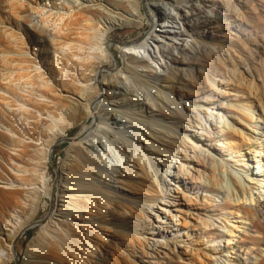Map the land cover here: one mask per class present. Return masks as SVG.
<instances>
[{
    "label": "bare ground",
    "instance_id": "obj_1",
    "mask_svg": "<svg viewBox=\"0 0 264 264\" xmlns=\"http://www.w3.org/2000/svg\"><path fill=\"white\" fill-rule=\"evenodd\" d=\"M241 1L0 0L6 10L0 14V264L13 261L18 238L36 222L41 201L56 190L53 217L32 239L22 264H110L109 254L115 264H129L138 252L148 255L145 248L158 259L203 258L206 251L200 248L176 253L167 241L161 251L142 234L120 229L117 216L144 228L140 220L149 212L120 191L157 199L163 191L158 185L167 177L188 192V199L179 191L174 197L179 207L188 204L192 210L182 215L184 226L190 222L192 230L208 236L216 255L223 231L216 213L220 195L227 204L239 201L235 195L252 192L248 183L254 181L222 170L225 162L216 157L223 150L240 152L231 139L240 130L222 113L209 116L213 102L205 98L207 87L216 84L217 53L212 45L211 54L205 37L215 27L217 9L235 16ZM142 4L150 10L152 26L139 40L114 49L108 39L114 29L145 27ZM181 24L194 31L192 40L183 38ZM115 50L123 60L121 65L116 58V67ZM228 70L225 76L233 81ZM199 112L208 116L207 124ZM86 120L91 122L73 136L54 180L49 167L54 146ZM196 123L203 125L205 149L186 143L189 137L199 139L190 130L199 127ZM165 137L180 139L177 155L165 147L175 148ZM240 207L264 230V203Z\"/></svg>",
    "mask_w": 264,
    "mask_h": 264
},
{
    "label": "rangeland",
    "instance_id": "obj_2",
    "mask_svg": "<svg viewBox=\"0 0 264 264\" xmlns=\"http://www.w3.org/2000/svg\"><path fill=\"white\" fill-rule=\"evenodd\" d=\"M26 1L33 4L37 2V0ZM49 1L59 4L63 0ZM237 8L239 9L236 13L237 15L235 14V16L231 17L224 15V11L221 9H217L218 19L214 21L213 25L215 27L209 28L208 35L205 37V42L209 48L211 47V54L215 49L214 53H217L216 63L213 67L217 78L216 84L212 89H210L211 87H207L206 93H209V95L205 99H212L211 101L213 102V104L209 105L211 108L208 111L211 118H216L219 113H222L226 115L227 120L232 122V124L234 123L240 130L237 135H233L231 138L233 140L232 144L236 147H241L240 152L229 154L228 151L223 150L224 155L222 157L216 156L225 162L223 166L220 165V168L222 170L235 171L243 176L244 179L247 178L254 181H249L248 183L251 186L252 192L249 190L245 195L238 193L239 196L235 195V197L236 199L238 197L239 201L230 200L231 204H227L228 201L224 197V194L220 195L221 198L223 197V201H220V204L216 206L218 209L216 213L219 215L218 221L222 225L220 229H223V231H220L221 235L218 238L219 241H217L219 245L216 247L218 248L213 249L217 253L216 255H211L213 252L210 248L213 242L209 241V237L200 229L192 230L190 222H186L189 226L187 224V227H185L186 225L184 226L182 215L185 214L188 217L192 213V210L188 204L179 207L177 205L179 201L175 200L174 197L179 191L181 197L185 194L186 198L188 192L182 190L183 188L171 180L170 177H167V183L162 181L161 186L160 184L158 185V188L160 187L159 190L163 189V191L161 192L162 196L157 199H153L150 193L131 196L128 191H120L124 197H136L134 200H136L137 205L141 207L146 206V209L149 211L146 214L147 217L145 216V218L140 220V225H143L144 228L142 226L136 228L132 219H123L122 216H117L121 230L133 232V235L135 234L138 237L142 234L145 236L147 243L159 247L161 251L162 247H160V244L167 241L172 243L176 253H182L185 249L190 250L192 247L206 251V255H203L201 259L187 257L189 255H160L158 259L152 255V249L145 248L149 254L143 255L141 252H138L134 260H131L133 262L129 264H264V230L261 231L254 227L252 224L253 218L245 212L244 208L240 207V204L257 207L264 203V0H243L237 3ZM142 10L145 17H148L145 19V27L127 26L114 29L108 38L114 49L121 45L123 41L139 40L150 29V26H152V19L150 20L149 16L150 10L144 4H142ZM0 14L2 16L6 14L5 7L1 3ZM23 24L26 25V23ZM180 27L183 32V38L192 40L194 37L192 33L194 31L188 28L186 24L185 26L181 24ZM194 35L195 37H200L199 34L194 33ZM35 40L38 41V39ZM212 45L214 46V51H212ZM116 58L120 60L122 65L123 60L117 51L111 56L115 67L117 66ZM213 58L215 57L213 56ZM221 63L229 69V73L234 75L235 81H230L225 76L226 68L220 67L219 64ZM223 75L224 82L220 83L218 80ZM184 101L190 106L195 107L196 112H198L197 105L187 100ZM231 104H236L237 107H232ZM222 106L225 109H222ZM204 107L206 108L208 105L205 104ZM247 107L251 109L246 110ZM235 109L239 110V112ZM247 112L254 117L251 118L247 115ZM198 114L203 125L207 124V115L204 112H199ZM194 115L196 114L194 113ZM87 122H91V120H86L84 123L72 128L54 146L49 159V167L54 175V180L56 179L57 170L60 168L61 162L71 146L73 136L77 135ZM172 122L174 120L168 123ZM196 124L199 127L190 130L196 131L199 139L189 137L190 140L186 136L189 141H186V143L187 145L196 144L195 148L199 150L205 149L208 145H206V142L204 144L200 141V138L203 142L205 140L203 125L202 123ZM181 133L184 135V132L181 131ZM165 138L175 143V148L168 147V145H165V147L172 151L173 155H177V151L182 148L180 146V139L177 141ZM190 148L188 150L189 155L193 156L194 150ZM238 154L239 156H237ZM180 157L174 159L180 160ZM189 166L192 169L193 164ZM166 192L169 193L167 194ZM58 194L59 192L56 190L41 201L36 222L27 226L22 236L18 238L15 245L17 249L16 257L9 264H22L32 239L37 235L41 226L53 217V208H55L58 202ZM174 203L176 205H170ZM149 205L153 207H149ZM173 216L174 219H172ZM120 240L124 243L123 239ZM119 251L122 252L123 249H119ZM182 257L189 259H183ZM107 258H109L110 264H115L110 254L107 255Z\"/></svg>",
    "mask_w": 264,
    "mask_h": 264
}]
</instances>
